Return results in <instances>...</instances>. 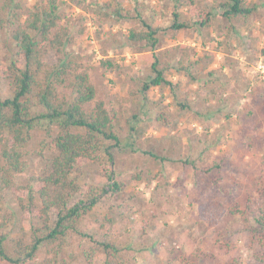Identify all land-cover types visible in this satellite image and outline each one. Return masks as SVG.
<instances>
[{"label":"trees","instance_id":"16d2710c","mask_svg":"<svg viewBox=\"0 0 264 264\" xmlns=\"http://www.w3.org/2000/svg\"><path fill=\"white\" fill-rule=\"evenodd\" d=\"M27 1L0 0V33L12 40L14 49L11 62L0 69V77L9 82L11 92L10 97H4L0 91V264H74L78 255L69 252L72 240L76 236L88 237L82 233V222L102 198L122 194L127 187L116 174L113 149L124 150L126 138L123 131L127 126L131 132L142 135V128L136 126L143 114L142 102L149 101V92L156 87H170L176 97L178 85L167 78V73L172 72L185 74L191 82L200 83L201 90L211 89L212 96L216 95L212 89L216 82L201 80L195 75L201 59H195L197 52L193 47L161 45L160 29L156 25L162 17L161 11L149 0H36L32 7L26 5ZM171 1L174 4L171 29L181 31L195 26L206 32L214 25L212 14L215 8L207 10L195 0ZM86 4L100 21L135 23L125 37V44L136 48L138 53L149 54L150 75L142 83L130 79L122 109L111 108L98 99L92 76V71L97 69L87 65L80 54L68 48L77 42V38L72 27L63 23V12L69 6L83 8ZM185 6H189L187 18L190 22L182 19ZM260 8H264V0L258 3L222 0L218 5L222 12L219 19L231 25V36L236 22L246 23ZM83 34L84 31L80 33ZM49 54L55 55L54 61H49ZM100 66L110 72L119 68L110 59ZM209 76L214 75L210 73ZM259 97L255 102L258 110L264 113V87ZM187 103L180 105L182 110L195 108ZM218 108L213 112H221ZM154 122L167 127L171 125L165 113L157 115ZM39 131L45 132V138L51 140L48 143L43 140L40 146L47 147L53 157L43 174L32 177L29 183H22L31 168L32 158L45 157V151L32 149ZM215 146L216 143L207 146L197 159L189 157L180 162L190 166L194 173L202 171L210 186L219 188L226 162L214 159L211 164H205ZM142 153L154 159L160 167L171 161L153 151ZM89 164L98 165L100 174L109 184L84 183L83 171ZM200 164L204 165L202 169ZM153 169L141 165L133 179L142 181ZM161 174L162 170L155 178ZM8 191L15 197L16 211L20 216L9 207ZM224 213L242 218L253 260L264 264V207L254 206L252 200L242 207L235 197L231 198L227 210L219 201L214 204L200 202L198 219L216 225ZM18 220L28 225H20L22 237L17 238L14 235ZM222 237L216 245L230 256L228 264H242L236 258L237 250L230 237ZM91 241L93 247L81 248L85 264H96L100 253L106 255L105 264H124L118 245L107 235L102 239L91 237ZM202 252L200 250L198 255ZM40 253L43 258H39Z\"/></svg>","mask_w":264,"mask_h":264},{"label":"rangeland","instance_id":"374dc122","mask_svg":"<svg viewBox=\"0 0 264 264\" xmlns=\"http://www.w3.org/2000/svg\"><path fill=\"white\" fill-rule=\"evenodd\" d=\"M149 1L161 11L162 17L156 24L160 29L161 45L193 47L197 52L195 59H201L194 73L201 80L215 81L212 89L216 95H211V89L201 90L200 83L191 82L185 74L175 72L167 73V78L178 85L176 97L170 87H156L149 92V101L142 102L143 114L136 126L142 128V135L131 132L127 126L123 131L124 150L113 149L116 174L127 187L122 194L102 198L82 222V233L88 237L76 236L72 240L69 252L78 255L74 264H85L81 248L94 246L91 237L102 239L106 235L118 245L124 264H228L230 256L216 245L222 236L230 237L240 263L259 264L248 248L242 218L224 213L218 224L211 225L200 221L198 216L200 202L214 204L219 201L227 210L232 197L242 207L248 200L256 207H264V113L258 110L255 102L264 87V8L246 23L236 22L230 36L231 25L219 19L222 12L218 5L222 0H195L207 10L215 8L214 25L206 32L195 26L181 31L171 29L173 2ZM35 3L36 0H28L26 5L32 7ZM182 11V19L190 22L187 18L189 6ZM63 23L72 27L77 38L68 48L97 69L92 71V76L98 99L111 108L125 107L122 99L128 96L130 79L142 83L150 75L148 52L138 53L136 48L125 44V37L135 23L100 21L89 10V4L83 8L69 6L63 12ZM82 31L84 34L80 35ZM12 47V40L0 33L2 70L11 62ZM48 57L50 62L55 60L53 54ZM108 59L119 65L115 72L101 68V63ZM210 73L214 76L210 77ZM0 91L4 97L11 96L9 82L3 76L0 77ZM187 102L195 108L182 110L180 105ZM218 107L221 112H213ZM209 112L215 114L204 116ZM162 113L167 115L170 127L154 122ZM45 136V132L39 131L32 147L34 151H45V157L32 158L31 168L22 183H29L32 177L43 174L50 164L53 154L47 147L40 146L43 140L51 141ZM213 143L216 146L205 164H211L214 159L226 162L219 188L211 187L202 171L194 173L190 166L180 162L189 157L199 158ZM142 151H153L171 161L165 162L163 167L157 166L155 160ZM141 165L154 169L142 181H136L133 174L138 173ZM200 166L202 169L204 165ZM161 170L163 174L155 178ZM82 180L87 185L109 184L96 164L85 166ZM14 198L8 191L9 207L16 211ZM25 223L18 220L14 237H22L20 225L27 226ZM200 250L203 252L198 255ZM43 257L40 253L39 258ZM98 259L96 264H105L106 255L100 253Z\"/></svg>","mask_w":264,"mask_h":264}]
</instances>
